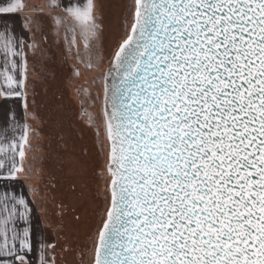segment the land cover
Here are the masks:
<instances>
[{
  "label": "snow or ice",
  "instance_id": "snow-or-ice-1",
  "mask_svg": "<svg viewBox=\"0 0 264 264\" xmlns=\"http://www.w3.org/2000/svg\"><path fill=\"white\" fill-rule=\"evenodd\" d=\"M28 7L10 0L0 13ZM45 8L77 62L73 80L84 71L73 92L98 145L103 129L104 207L81 264H264V0H130L103 68L93 0ZM24 46L3 34L0 96L23 97L27 107ZM101 84L98 119L84 105L99 101L92 89ZM29 130L0 144L9 176L25 171ZM27 207L3 198L0 255L19 264H29L30 237L8 225ZM40 264L55 260L45 252Z\"/></svg>",
  "mask_w": 264,
  "mask_h": 264
},
{
  "label": "rangeland",
  "instance_id": "rangeland-1",
  "mask_svg": "<svg viewBox=\"0 0 264 264\" xmlns=\"http://www.w3.org/2000/svg\"><path fill=\"white\" fill-rule=\"evenodd\" d=\"M50 2V0H49ZM63 6L82 5L85 0H60ZM101 27L100 54L106 67L110 53L124 30V12L130 0H93ZM34 3L32 38L25 44L28 64L27 107L23 97L4 96L15 100L18 116L26 120L29 139L26 147L25 171L19 174L28 183L32 195V214L26 228H31L33 264H40L48 253L55 264H81L90 247L106 192V153L96 141V130L87 123L81 101L73 88L84 80H73L72 59L64 44L65 32L54 31L45 5ZM43 9V11H41ZM35 43L36 50L27 47ZM75 51V49H73ZM111 83V79L109 80ZM0 85L6 87L0 80ZM99 101L84 105L94 117L101 118L104 108L103 85L92 89ZM1 97V96H0ZM14 98V99H13ZM54 248H47V245Z\"/></svg>",
  "mask_w": 264,
  "mask_h": 264
},
{
  "label": "crops",
  "instance_id": "crops-1",
  "mask_svg": "<svg viewBox=\"0 0 264 264\" xmlns=\"http://www.w3.org/2000/svg\"><path fill=\"white\" fill-rule=\"evenodd\" d=\"M37 0H24L28 4V10L24 14L19 13H0V70L3 69L5 65V56L3 51V34L8 33L12 35L16 40L24 41V45L32 38V33L28 31V28L25 27L24 20L22 15H27L28 13L33 12L34 3ZM47 2L49 0H40V2ZM10 0H0V7H5L8 5ZM39 2V0H38ZM25 47V46H24ZM23 52L25 54L24 48ZM25 56V55H24ZM24 57L18 58L23 59ZM11 59V57H9ZM4 86L0 85V88ZM4 96L0 97V144L6 142L18 141L21 137L23 126L26 125L25 118L18 116V105L16 106L15 100L13 102H7L4 100ZM14 99V98H13ZM24 151L26 154V147L24 146ZM2 155V154H0ZM24 157V162H25ZM17 159L19 157L17 156ZM23 162V163H24ZM5 196L11 197H22L27 203V209L19 208L18 211L25 212V218H21L18 214L12 218L9 223V228H14L16 232H23L24 229H27V220L31 218L32 214V195L28 188L27 181L22 178L18 173L14 177L9 176L6 171L0 169V217L4 215L3 213V198ZM11 207V205H9ZM0 229H2V222H0ZM29 237L33 236L31 228L27 229ZM31 241V250H25L22 255L29 262L33 264L32 258V240ZM0 264H19L14 256L0 255Z\"/></svg>",
  "mask_w": 264,
  "mask_h": 264
}]
</instances>
